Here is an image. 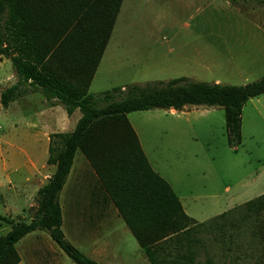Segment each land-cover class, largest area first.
<instances>
[{
    "label": "rangeland",
    "instance_id": "374dc122",
    "mask_svg": "<svg viewBox=\"0 0 264 264\" xmlns=\"http://www.w3.org/2000/svg\"><path fill=\"white\" fill-rule=\"evenodd\" d=\"M6 74L14 75L9 62L1 67L0 79ZM262 76L264 0H123L89 93L99 98L113 88L180 77L187 83L245 85ZM8 84L0 83V93ZM20 108L13 111L20 114ZM29 115L0 108V216L13 222H29L36 189L53 172L46 165L39 119L35 112ZM79 115L76 111L75 118ZM127 119L152 169L171 185L190 218L203 223L228 213L224 221L217 220L219 228L198 234L197 264H264V212L255 216L239 209L264 194V95L242 108L236 148L227 143L224 112L218 107L151 109L129 113ZM33 166L38 171L31 191L26 200H17L15 191L24 189ZM97 185L77 151L58 197L65 239L90 258L89 246L102 248L107 241L110 249L100 264H149L121 218L107 217L98 231L88 228L95 211L90 190ZM9 227L0 221V235ZM15 247L19 264H74L42 231L26 235Z\"/></svg>",
    "mask_w": 264,
    "mask_h": 264
},
{
    "label": "trees",
    "instance_id": "16d2710c",
    "mask_svg": "<svg viewBox=\"0 0 264 264\" xmlns=\"http://www.w3.org/2000/svg\"><path fill=\"white\" fill-rule=\"evenodd\" d=\"M122 2L0 0V56L10 57L18 79L0 93L1 105L7 106L16 89L28 85L47 100L56 99L68 116L76 110L81 114L71 132L50 135L46 164L54 171L37 191L33 217L29 222H13L0 216L10 226L0 235V264H19L15 245L36 231L47 233L74 264H97L70 244L61 229L58 197L77 151L96 177L93 195L104 196L115 207L149 264H197L198 234L214 229L217 220L224 221L228 215L203 223L190 218L170 185L152 170L127 114L218 107L224 112L227 143L236 148L241 144L242 108L264 95V76L245 85L187 83L180 77L113 88L99 98L91 95L88 89ZM239 209L259 215L264 212V194Z\"/></svg>",
    "mask_w": 264,
    "mask_h": 264
},
{
    "label": "crops",
    "instance_id": "0c3cea01",
    "mask_svg": "<svg viewBox=\"0 0 264 264\" xmlns=\"http://www.w3.org/2000/svg\"><path fill=\"white\" fill-rule=\"evenodd\" d=\"M8 62L11 63L10 57L0 56V71H1L2 66L5 69V65ZM100 62H101V60H100ZM98 67H99V65H98ZM93 79H94V77H93ZM93 79H92V81H93ZM17 80H18L17 76L14 72V75L6 74V76H4L3 79H0V83L8 82L9 84L5 87V89H6V88L13 86L17 82ZM90 86H91V84H90ZM90 86H89V88H90ZM28 90H31V91H28ZM27 91L30 92V95L25 93ZM88 93H89V89H88ZM18 107H21L20 110H22L20 114L15 113L13 111V109L18 108ZM0 108L10 109V111L15 115H21V114L24 115V113L25 114L27 113L28 117L32 116V115H29L30 113L35 112L38 119H39L40 125H41L42 138L45 139L47 142V151H48V146H49V142H50V135L56 134V133H69V132H71L74 129L77 121L79 120V118L81 116V114H80L77 118H75L76 111H78V110L74 111L72 113V115L68 116L66 114L63 106L60 105L56 101V99L47 100L46 97L42 94V92L40 90H34V89H32V87H29L28 85L20 86L18 89H16L15 97H13V99L8 102L7 106L4 107L1 105ZM171 111L174 112L175 110H171ZM135 133H136V131H135ZM136 135H137V133H136ZM137 137H138V135H137ZM138 140H139V137H138ZM139 143H140V140H139ZM140 146L142 148L141 143H140ZM142 150H143V148H142ZM34 168H36V167L33 166V169L30 172L31 177L26 178V181L24 182L25 183L23 186L24 189L21 191H15L16 195H17L16 196L17 200H20V199L26 200L25 196H27L28 193L31 191V185L29 183H30V181H32L31 179L34 176V173L36 171H38V168L35 170H34ZM52 168L54 171V166H52ZM154 172H156V171H154ZM69 175H70V173H69ZM41 187H39V188H41ZM170 187H171V185H170ZM39 188L36 189V196H37V191L39 190ZM90 192H91L90 193V197H91L90 206H91L92 210H93V208L95 210V211H93L94 213H92V216L88 220V228L90 230H92V231H98V229L100 230L99 224L102 223V221H104L107 217H108V219L112 220L113 222H116L118 217L121 218L119 216L117 210L115 209V207L111 203H109L108 201H105L104 196H101V195L100 196H94L93 195L94 194L93 188H92V190H90ZM110 210H112L113 214H111ZM89 216H90V214H89ZM113 226H114V224L111 227H113ZM102 244H103L102 248L99 246H96L95 244H93V245L91 244L88 248V251H89L91 258L86 255L90 259L93 258L92 260H94V261L97 260L98 262L95 261L97 264H100V262H102L101 260H103L102 259L103 255H106V253L110 249V247H109L110 244L107 241H103ZM141 252L143 253L142 250H141ZM143 255H144V253H143ZM144 258H145V260H147L145 256H144ZM104 259L106 260V256L104 257ZM147 263H149V262L147 261Z\"/></svg>",
    "mask_w": 264,
    "mask_h": 264
}]
</instances>
